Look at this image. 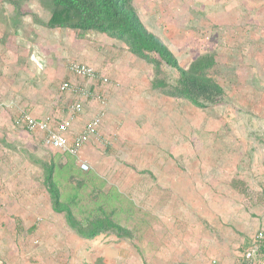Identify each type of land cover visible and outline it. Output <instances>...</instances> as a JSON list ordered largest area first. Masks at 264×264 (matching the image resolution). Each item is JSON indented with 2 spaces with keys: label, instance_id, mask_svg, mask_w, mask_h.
Listing matches in <instances>:
<instances>
[{
  "label": "rangeland",
  "instance_id": "1",
  "mask_svg": "<svg viewBox=\"0 0 264 264\" xmlns=\"http://www.w3.org/2000/svg\"><path fill=\"white\" fill-rule=\"evenodd\" d=\"M132 4L181 68L211 60L203 72L222 102L198 106L177 94L175 70L155 67L121 38L46 27L48 0H0V216L17 229L0 227V246L10 245L4 258L15 264H164L153 250L165 229L196 227L199 214L227 210L221 200L232 193L242 230L241 196L264 190V181L244 178L264 167V0ZM72 63L91 66L97 78L75 77ZM67 81L72 90L61 93ZM78 101L83 111L73 118L103 113L78 156L46 146L22 121H60ZM47 167L82 224L109 218L128 236L83 238L69 229L52 208Z\"/></svg>",
  "mask_w": 264,
  "mask_h": 264
},
{
  "label": "trees",
  "instance_id": "2",
  "mask_svg": "<svg viewBox=\"0 0 264 264\" xmlns=\"http://www.w3.org/2000/svg\"><path fill=\"white\" fill-rule=\"evenodd\" d=\"M49 18L46 27L69 28L83 32L97 31L124 40L130 50L140 56H152L157 68L169 67L177 73L174 91L198 106L216 105L222 102V89L204 70L212 66L207 57H201L190 68L184 70L173 57L167 46L147 30L133 8V0H48ZM47 192L55 212L63 213L69 229L83 238H93L99 233L111 230L117 237H127L124 228L109 218L82 224L71 208L60 199L52 168L47 167L44 178ZM241 264H246L242 262Z\"/></svg>",
  "mask_w": 264,
  "mask_h": 264
},
{
  "label": "crops",
  "instance_id": "3",
  "mask_svg": "<svg viewBox=\"0 0 264 264\" xmlns=\"http://www.w3.org/2000/svg\"><path fill=\"white\" fill-rule=\"evenodd\" d=\"M72 121L71 138L79 133L87 122L84 117H74ZM245 173L244 178H247L245 181L249 182L252 175L255 179L264 181V167L262 166L260 169H256L253 174H249L250 176L247 174L248 172ZM195 195H200L199 191H196ZM241 197L246 210L243 216L242 230L235 225L237 197L231 193L221 200L227 204V210L199 214V218L203 221L198 222L196 227H189L187 223H184L181 228L171 226L170 229H165L162 244L153 250L154 257L162 259L164 264H241L244 252L251 248L250 242L253 234H256L259 229H264V190L258 196ZM180 218L182 219V215ZM11 220V216L4 218L0 216V227L5 234L15 235L17 229L15 227L12 229ZM204 221L207 225L203 223ZM243 234L248 235V238L238 240V236ZM9 249L10 245L7 249L6 246H0V254L3 251L0 264H15L9 257L4 258V254L8 253ZM256 257L259 264H264V244L256 249Z\"/></svg>",
  "mask_w": 264,
  "mask_h": 264
},
{
  "label": "built area",
  "instance_id": "4",
  "mask_svg": "<svg viewBox=\"0 0 264 264\" xmlns=\"http://www.w3.org/2000/svg\"><path fill=\"white\" fill-rule=\"evenodd\" d=\"M71 73L80 79L93 80L97 78L95 70L86 64L72 63L70 65ZM107 77L100 78V82L103 85L108 83ZM72 85L70 82H63L59 85V91L61 93L71 91ZM81 96H88L87 92L81 90ZM83 111V103L81 101L75 102L69 106V116L65 119L55 122L54 120L47 118L46 120L36 121L29 116L22 117V121L25 127L30 132L42 133L44 138L43 142L46 146L71 154L72 156H78L79 150L83 148L92 137L96 136L98 129L101 126L103 113L94 114L89 121L86 122L83 129L70 137V132L73 127V115L81 113ZM80 168L85 170L87 165L82 163ZM264 244V229L259 230L253 236L250 242V249L245 251L242 258L246 264H259L256 257V249Z\"/></svg>",
  "mask_w": 264,
  "mask_h": 264
}]
</instances>
